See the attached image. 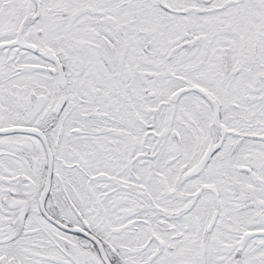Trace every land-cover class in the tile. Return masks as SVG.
Wrapping results in <instances>:
<instances>
[{"label":"snow or ice","instance_id":"1","mask_svg":"<svg viewBox=\"0 0 264 264\" xmlns=\"http://www.w3.org/2000/svg\"><path fill=\"white\" fill-rule=\"evenodd\" d=\"M0 264H264V0H0Z\"/></svg>","mask_w":264,"mask_h":264}]
</instances>
